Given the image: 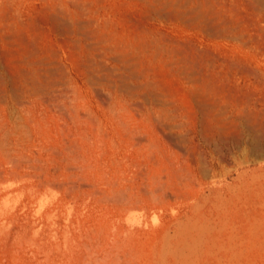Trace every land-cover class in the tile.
<instances>
[{
  "label": "rangeland",
  "instance_id": "rangeland-1",
  "mask_svg": "<svg viewBox=\"0 0 264 264\" xmlns=\"http://www.w3.org/2000/svg\"><path fill=\"white\" fill-rule=\"evenodd\" d=\"M81 1L91 34L56 20L53 0L0 12V131L17 117L25 133L0 149V264H157L195 201L264 179V6Z\"/></svg>",
  "mask_w": 264,
  "mask_h": 264
},
{
  "label": "bare ground",
  "instance_id": "bare-ground-1",
  "mask_svg": "<svg viewBox=\"0 0 264 264\" xmlns=\"http://www.w3.org/2000/svg\"><path fill=\"white\" fill-rule=\"evenodd\" d=\"M154 1H157V2L161 1L163 3L165 2V0H154ZM69 2L72 3L71 5H73L74 10L70 9L69 4H68ZM168 2L171 3L172 1L171 2L168 1ZM176 2L178 3L177 0H173L172 4ZM256 2L264 6V0H256ZM4 5H5L4 0H0V12L2 11L1 9ZM82 11H85V10H84V2H82L81 0H53V15L56 20H59L60 22L61 21L70 22V24H72L73 26L76 23L81 28V30L84 31L86 34H91V30L89 26L90 21H88L89 24H86V23L81 24V22L78 21L79 20L78 17L81 16L83 13ZM78 26L77 28H79ZM95 38H96L97 44L106 43L109 40L106 34H103V33L96 35ZM117 55H120V57L122 58V61H124L128 65L131 64L133 61V57L126 56L122 53H117ZM170 118L171 117H169V119ZM16 119L18 120L13 121L14 129L2 130V132L0 131L1 132L0 133V149L5 155L9 154L12 149V146L16 144L14 143L16 141H12V140H16V137H19L20 139H22V135L20 134L21 133L25 134L24 132L17 131V129H19L17 127L19 125H22V120L17 117ZM166 125L169 126L167 122H166ZM12 142H13V145H12ZM205 171L206 170L203 171V174ZM236 173L238 174L239 172H236ZM244 175H245V172L242 171V173L238 174V178L240 179ZM247 175H250V176L253 175V177L252 178L250 177L251 180H248V179L243 180L242 178L241 180H243V182H240L239 184L235 182L238 185L237 186L238 189L235 192L232 191L233 192L232 193L230 191L231 193H227L226 196L224 195L225 197L222 196L219 192L215 193L214 203H210L211 206L209 208L207 207V210L201 209L202 206L198 204L200 201L198 202L196 198L197 201H195L192 204L190 211L187 214L185 212L186 215L184 214L185 217H183L185 220H182V221L177 220L178 222L176 223L172 233H170L169 230H165V231L163 230L164 231L163 234L161 233L162 236L161 237L159 236L160 240L157 239L159 241V243H157L158 245L156 244V242L158 241L153 240L156 242L155 243L152 242V244L157 245L155 251L152 252V254L154 255L153 258H155L154 259L155 263L157 264L158 263L159 264H239L240 262V264H251L252 259L250 258V256L247 257L249 254L246 256V258L243 259L244 254H246V252L244 253L245 249L247 247H255L256 249L260 247V249H262V247H264V179L262 177V179L260 180L259 179L260 176H258L259 174L255 175V173H251ZM119 179H122V178H119ZM6 180L7 179L0 178V182H5ZM50 186L51 185L49 183V187ZM229 186H232V185H229ZM155 188L157 189L156 186L154 187V189ZM148 191L150 192L151 190H148ZM112 193L115 194L114 192ZM45 194H46L45 191H41L38 189V191L35 193L37 201L46 200L43 198ZM118 194L119 193L115 195H118ZM122 194H120V196L119 195L115 196V198L123 197L124 195ZM104 196L106 195L104 194ZM242 197L245 203L249 205V208L247 209L246 207H244L247 210L245 211V214L243 212L242 218L240 220V218H238L236 214L240 212V205H241L240 200ZM204 198H202L201 200H203ZM181 217L182 216H180L179 218ZM247 250L249 249L247 248ZM149 255L150 254H148V256ZM253 256L254 255H252L251 257ZM148 260H149V257H148Z\"/></svg>",
  "mask_w": 264,
  "mask_h": 264
}]
</instances>
